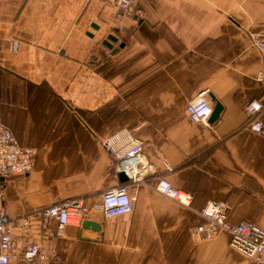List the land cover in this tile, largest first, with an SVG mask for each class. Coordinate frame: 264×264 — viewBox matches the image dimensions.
I'll return each mask as SVG.
<instances>
[{
    "label": "crops",
    "instance_id": "0c3cea01",
    "mask_svg": "<svg viewBox=\"0 0 264 264\" xmlns=\"http://www.w3.org/2000/svg\"><path fill=\"white\" fill-rule=\"evenodd\" d=\"M135 7L139 14L113 0H0L1 119L19 144L36 147L31 170L2 188L0 209L16 219L8 264H46L23 257L32 240L58 264H264L233 248L225 230L191 233L209 199L228 201L233 222L264 226V136L246 127L247 103L264 99L251 41L264 34V0ZM109 33L118 38L110 47ZM202 91L222 103L213 122L185 111ZM126 126L143 140L150 170L143 182L127 180L133 209L106 216L101 194L122 181L102 140ZM160 175L189 191L190 203L157 191ZM74 196L89 210L57 234L43 209Z\"/></svg>",
    "mask_w": 264,
    "mask_h": 264
},
{
    "label": "built area",
    "instance_id": "2783aa9c",
    "mask_svg": "<svg viewBox=\"0 0 264 264\" xmlns=\"http://www.w3.org/2000/svg\"><path fill=\"white\" fill-rule=\"evenodd\" d=\"M137 0H113V3L128 14H139L136 9ZM251 41L262 56L263 66L258 69L256 78L264 87V34H252ZM212 103L206 92L202 91L191 98L185 111L193 121L208 123L206 110L211 109ZM248 120L246 127L264 136V99L250 100L246 105ZM2 104L0 99V197L4 181L11 175L25 174L33 166L36 147L21 145L16 140L11 129L1 119ZM199 117V119H195ZM102 144L113 157V168L119 173L123 171L127 180L133 183L143 182L150 170L143 152V140L129 127H121L103 140ZM122 181L105 189L101 194L99 208L106 216L128 213L133 209L135 200V185ZM155 188L161 194L168 196L177 202L188 205L192 194L177 187L171 179L160 175L155 183ZM230 204L223 199H209L198 210L203 221L191 227V233L195 238H209L215 236L220 230L229 234V244L250 258L264 261V226L248 220L233 222L229 220ZM89 210L82 196L65 198L59 202L47 205L43 209L44 219L49 217L57 221V234L62 233L63 226L68 222L80 223L83 215ZM73 219V221H70ZM16 219L10 217L4 208L0 209V264H8L10 249L12 247L11 225ZM21 228L26 230L29 219L21 217ZM23 257L31 262H47L46 264H58L54 256L47 255L40 241L32 240L25 244L22 250ZM45 264V263H44Z\"/></svg>",
    "mask_w": 264,
    "mask_h": 264
},
{
    "label": "water",
    "instance_id": "95a60500",
    "mask_svg": "<svg viewBox=\"0 0 264 264\" xmlns=\"http://www.w3.org/2000/svg\"><path fill=\"white\" fill-rule=\"evenodd\" d=\"M117 39L118 38L116 35L109 33V34H107V38H105L103 40V43H105L107 46L110 47L112 45L110 41H116ZM122 44H123V42H120V45H122ZM209 96L214 100V104H213L212 112L208 117V121L213 122L219 116L220 111L222 110L223 106H222V103L215 97L214 94L209 93ZM119 177H120L121 181H126L128 179L126 174L123 171L119 172ZM83 224L84 225H86V224H92L93 225L94 223L90 222V220H85V221H83Z\"/></svg>",
    "mask_w": 264,
    "mask_h": 264
},
{
    "label": "clouds",
    "instance_id": "9594fccd",
    "mask_svg": "<svg viewBox=\"0 0 264 264\" xmlns=\"http://www.w3.org/2000/svg\"><path fill=\"white\" fill-rule=\"evenodd\" d=\"M206 112H207V115H210L211 114V109H207ZM195 119H199V117H195Z\"/></svg>",
    "mask_w": 264,
    "mask_h": 264
},
{
    "label": "rangeland",
    "instance_id": "374dc122",
    "mask_svg": "<svg viewBox=\"0 0 264 264\" xmlns=\"http://www.w3.org/2000/svg\"><path fill=\"white\" fill-rule=\"evenodd\" d=\"M70 221H71V219H70Z\"/></svg>",
    "mask_w": 264,
    "mask_h": 264
}]
</instances>
